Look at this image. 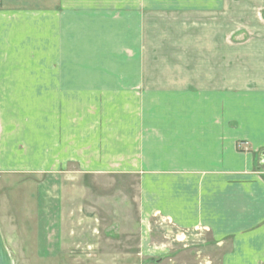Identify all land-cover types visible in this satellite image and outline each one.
Instances as JSON below:
<instances>
[{
    "label": "crops",
    "instance_id": "0c3cea01",
    "mask_svg": "<svg viewBox=\"0 0 264 264\" xmlns=\"http://www.w3.org/2000/svg\"><path fill=\"white\" fill-rule=\"evenodd\" d=\"M0 175L36 176L31 264H133L63 225L85 175L136 177L144 255L157 217L264 264V0H0Z\"/></svg>",
    "mask_w": 264,
    "mask_h": 264
},
{
    "label": "rangeland",
    "instance_id": "374dc122",
    "mask_svg": "<svg viewBox=\"0 0 264 264\" xmlns=\"http://www.w3.org/2000/svg\"><path fill=\"white\" fill-rule=\"evenodd\" d=\"M231 7L241 10V0H231ZM88 61L92 62L91 59ZM8 109L14 113V107ZM35 177L0 175V223L3 213H15L21 234L25 228L26 232L29 231V214L36 213V188L32 184ZM98 177L83 176L85 192L63 202V225L75 230L72 241L77 250H93L100 243L118 257L132 258L133 264L138 263V257H143L146 264H155L162 252L169 259L166 264H175L174 259L177 260L176 264H206L210 257L216 256L217 252L205 246L211 241L209 237L198 231H178L157 217H151L149 228L146 227L150 252L148 255L142 254L144 235L137 203L136 177L109 175L100 177L102 180ZM70 190L72 193L73 187ZM3 234L4 237L2 233L1 236L12 264H31L22 257L29 255L28 245L23 250H14L5 232Z\"/></svg>",
    "mask_w": 264,
    "mask_h": 264
},
{
    "label": "water",
    "instance_id": "95a60500",
    "mask_svg": "<svg viewBox=\"0 0 264 264\" xmlns=\"http://www.w3.org/2000/svg\"><path fill=\"white\" fill-rule=\"evenodd\" d=\"M0 264H12L11 257L7 248L4 245L1 233H0Z\"/></svg>",
    "mask_w": 264,
    "mask_h": 264
},
{
    "label": "built area",
    "instance_id": "2783aa9c",
    "mask_svg": "<svg viewBox=\"0 0 264 264\" xmlns=\"http://www.w3.org/2000/svg\"><path fill=\"white\" fill-rule=\"evenodd\" d=\"M238 148L242 151H248L249 147L246 142H241L238 144Z\"/></svg>",
    "mask_w": 264,
    "mask_h": 264
}]
</instances>
